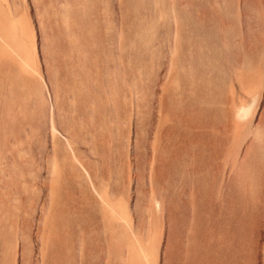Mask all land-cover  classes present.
<instances>
[{"label": "rangeland", "instance_id": "obj_1", "mask_svg": "<svg viewBox=\"0 0 264 264\" xmlns=\"http://www.w3.org/2000/svg\"><path fill=\"white\" fill-rule=\"evenodd\" d=\"M0 264H264V0H0Z\"/></svg>", "mask_w": 264, "mask_h": 264}]
</instances>
